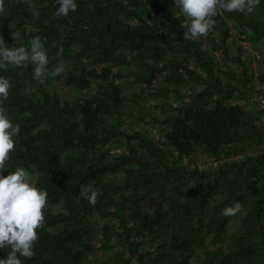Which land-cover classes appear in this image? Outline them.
I'll use <instances>...</instances> for the list:
<instances>
[{
	"label": "trees",
	"instance_id": "16d2710c",
	"mask_svg": "<svg viewBox=\"0 0 264 264\" xmlns=\"http://www.w3.org/2000/svg\"><path fill=\"white\" fill-rule=\"evenodd\" d=\"M4 3L6 46L30 49L39 36L48 68L62 62V83L85 89L60 98L30 64L0 69L10 82L0 105L21 129L3 175L23 167L48 193L35 255L23 264H264V151H245L263 140L264 107L248 114L237 103L264 94L242 54L243 42L264 40V0L250 14L217 15L196 41L184 39L175 0H76L67 17L55 15L56 0ZM139 101L158 137L124 127ZM196 152L221 162L188 169ZM87 184L102 192L95 206L80 195ZM235 202L242 211L222 216ZM106 249L115 253L91 260Z\"/></svg>",
	"mask_w": 264,
	"mask_h": 264
},
{
	"label": "clouds",
	"instance_id": "9594fccd",
	"mask_svg": "<svg viewBox=\"0 0 264 264\" xmlns=\"http://www.w3.org/2000/svg\"><path fill=\"white\" fill-rule=\"evenodd\" d=\"M56 3L57 17H67L78 7L76 0H56ZM259 4L260 0H175V5L185 16L181 23V27L186 29L183 37L191 41L208 36L215 27L213 17L223 12L250 14ZM4 10V0H0V13ZM29 64L33 68V79L41 82L47 76L54 78L64 72L63 65L49 70L47 50L39 36L30 40V49L25 46L8 47L0 36V69L7 71L10 65L28 67ZM9 89V79L0 76V98L7 100ZM32 91L34 89H25L26 94ZM20 131V125H14L7 115V109L0 105V249H10L6 258L0 259V264H23L21 258L31 259L35 255L37 229L44 226V209L48 204V193L34 186L32 176L25 168L16 167L8 175H3L6 164L16 149L14 137ZM80 195L95 206L102 192L87 184L81 185ZM241 211L242 205L235 202L232 206L225 207L221 215L231 217Z\"/></svg>",
	"mask_w": 264,
	"mask_h": 264
},
{
	"label": "rangeland",
	"instance_id": "374dc122",
	"mask_svg": "<svg viewBox=\"0 0 264 264\" xmlns=\"http://www.w3.org/2000/svg\"><path fill=\"white\" fill-rule=\"evenodd\" d=\"M234 35L236 33L234 32ZM243 45L245 46L242 48V54L244 56V60H246L249 63L250 68L253 71V77L252 82L256 87L261 88L264 87V82L260 80L259 73H264V40H259L258 42L254 43H248L243 42ZM257 51V55H254L253 51ZM253 54V55H252ZM253 57V58H252ZM60 65H63L62 62H60ZM60 65H51L49 68L54 69ZM64 72H65V66ZM63 72V73H64ZM62 74L56 76V77H48L49 78V87L56 90L60 96V98H67L70 99L74 96H82L85 93L84 88H77L72 85H64L62 83ZM136 90H138V86L135 87ZM127 92V96H130L131 90H125ZM259 97L256 94H251L248 96H244L242 100L237 101L245 110L248 112V114H256V111L254 110V103H259ZM140 102L139 106H131V104H128L127 111L128 115L123 116L124 119V127L128 128L129 131L133 130H148L149 132H152L155 137H158L159 135V128L158 124H153L154 121H150V117L144 112L142 109V105L146 104L145 102ZM148 105V104H146ZM150 113L155 114L159 113L158 109H155L153 106L150 108ZM261 118L264 120V117L261 116ZM147 123V124H146ZM262 129L264 130V123L261 121ZM249 153H257L264 151V136L263 140L259 143H252L250 146H248L245 150ZM242 154L239 153L236 156H232V158L239 157ZM184 162L187 165L188 169L196 168L198 171H212L220 162L221 159H215L212 157L205 156L201 153H194L190 157L186 158ZM33 183L35 182L36 176L32 175ZM54 212H58L61 210L60 205H57L54 207ZM101 239L100 233H97L96 238L94 240L96 246L99 243ZM112 253H115L114 249L111 250H97L95 254L91 256L92 259L96 258H104ZM196 256L192 259L193 263H197L200 258L201 249L196 250Z\"/></svg>",
	"mask_w": 264,
	"mask_h": 264
},
{
	"label": "built area",
	"instance_id": "2783aa9c",
	"mask_svg": "<svg viewBox=\"0 0 264 264\" xmlns=\"http://www.w3.org/2000/svg\"><path fill=\"white\" fill-rule=\"evenodd\" d=\"M215 17H216V16H215ZM213 18H214V17H213ZM253 53H254L255 55H257V51L254 50ZM258 97H259L258 99H259V104H260V106H261V107H264V94H263V95H259Z\"/></svg>",
	"mask_w": 264,
	"mask_h": 264
},
{
	"label": "crops",
	"instance_id": "0c3cea01",
	"mask_svg": "<svg viewBox=\"0 0 264 264\" xmlns=\"http://www.w3.org/2000/svg\"><path fill=\"white\" fill-rule=\"evenodd\" d=\"M263 91H264V87L263 88H261Z\"/></svg>",
	"mask_w": 264,
	"mask_h": 264
}]
</instances>
